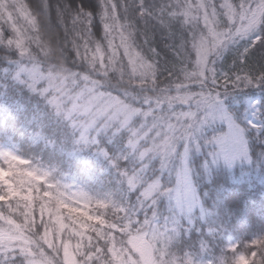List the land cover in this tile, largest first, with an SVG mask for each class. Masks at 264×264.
<instances>
[{
    "label": "clouds",
    "instance_id": "1",
    "mask_svg": "<svg viewBox=\"0 0 264 264\" xmlns=\"http://www.w3.org/2000/svg\"><path fill=\"white\" fill-rule=\"evenodd\" d=\"M241 186L264 0H0V264H264Z\"/></svg>",
    "mask_w": 264,
    "mask_h": 264
},
{
    "label": "trees",
    "instance_id": "2",
    "mask_svg": "<svg viewBox=\"0 0 264 264\" xmlns=\"http://www.w3.org/2000/svg\"><path fill=\"white\" fill-rule=\"evenodd\" d=\"M86 6L91 4V0H85ZM230 203L237 210L238 216L240 211L247 205V219L255 221L264 216V201L260 199L259 191L249 192L245 186L234 189L229 197ZM242 219V217H240Z\"/></svg>",
    "mask_w": 264,
    "mask_h": 264
}]
</instances>
